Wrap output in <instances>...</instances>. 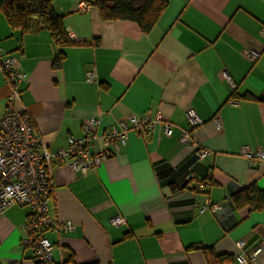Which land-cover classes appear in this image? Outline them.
Wrapping results in <instances>:
<instances>
[{
	"label": "crops",
	"instance_id": "1",
	"mask_svg": "<svg viewBox=\"0 0 264 264\" xmlns=\"http://www.w3.org/2000/svg\"><path fill=\"white\" fill-rule=\"evenodd\" d=\"M96 1H54L75 42L64 48L48 31L12 30L0 15V48L27 75L17 107L27 109L53 153L81 137L91 117L99 135L130 116L154 120L158 112L173 128L170 135L162 125L144 136L131 131L96 171L56 166L49 214L75 230L45 231L54 264H240L243 238L251 247L261 242L256 264H264V210H233L228 226L199 213L207 201L264 190V161L251 164L241 154L243 147L264 151V0H167L149 33L132 21L104 20ZM81 3L92 9L80 12ZM245 48L260 59L248 61ZM88 69L95 82L86 80ZM9 94L0 70V123ZM190 109L203 122L192 134L211 152L202 161L180 141L191 131ZM30 212L13 206L0 217V264H37L24 244ZM116 216L128 224L114 226Z\"/></svg>",
	"mask_w": 264,
	"mask_h": 264
},
{
	"label": "built area",
	"instance_id": "2",
	"mask_svg": "<svg viewBox=\"0 0 264 264\" xmlns=\"http://www.w3.org/2000/svg\"><path fill=\"white\" fill-rule=\"evenodd\" d=\"M90 4L81 3L80 12H89ZM264 37V28L261 30ZM244 57L250 62L260 59L261 53L250 48L243 50ZM18 58L4 53L0 48V70L4 75L10 94L7 98V107L0 123V217L11 207H27L31 210L24 225L26 238L24 244L34 248V261L37 264H54L53 245L45 237L46 230L67 232L75 230L72 222H56L49 214V200L54 186V170L56 166L68 164L74 171L87 173L96 171L113 155L119 153L121 146H126L131 131L139 136L152 133L158 125L164 127L166 135L172 133V124L164 122L158 112L154 120L130 116L117 122L108 133L99 135L97 132L98 121L91 117L82 125L81 137H69L68 146L56 152H51L49 143L39 136L35 122L25 107L19 109L17 104L21 101L19 84L27 75L19 71ZM226 79L233 88L234 84L229 76ZM86 80L95 82L94 69L86 71ZM187 121L191 131H184L180 141L194 150L198 160H203L211 152L201 146L194 138L192 132L202 126L203 122L196 111H187ZM219 125V120L216 119ZM96 142L101 149L94 151ZM251 164L264 161V151H251L243 147L241 151ZM204 190L203 185H199ZM210 211L217 215L220 221L228 226L230 214L233 209L230 200L223 203H210L207 201L200 209L203 214ZM114 226L127 225V219L116 216L111 220ZM237 261L240 264H256L262 251L261 242H255L253 247L247 239L237 242ZM74 264V263H66Z\"/></svg>",
	"mask_w": 264,
	"mask_h": 264
},
{
	"label": "trees",
	"instance_id": "3",
	"mask_svg": "<svg viewBox=\"0 0 264 264\" xmlns=\"http://www.w3.org/2000/svg\"><path fill=\"white\" fill-rule=\"evenodd\" d=\"M55 0H0V15H4L12 30L22 34L48 31L53 42L59 47L75 44L64 28L63 17L53 7ZM95 5L107 21L125 20L137 23L144 33H149L157 24L167 8V0H97ZM64 60L61 53L55 60V69H59ZM233 210L249 207L252 212L264 210V190L256 187L244 188L230 198Z\"/></svg>",
	"mask_w": 264,
	"mask_h": 264
},
{
	"label": "water",
	"instance_id": "4",
	"mask_svg": "<svg viewBox=\"0 0 264 264\" xmlns=\"http://www.w3.org/2000/svg\"><path fill=\"white\" fill-rule=\"evenodd\" d=\"M106 1H114V0H106ZM139 4V9H140V6H141V0H136Z\"/></svg>",
	"mask_w": 264,
	"mask_h": 264
}]
</instances>
